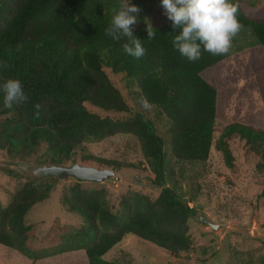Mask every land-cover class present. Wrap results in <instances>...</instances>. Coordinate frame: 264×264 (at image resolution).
<instances>
[{
	"label": "trees",
	"instance_id": "1",
	"mask_svg": "<svg viewBox=\"0 0 264 264\" xmlns=\"http://www.w3.org/2000/svg\"><path fill=\"white\" fill-rule=\"evenodd\" d=\"M230 2L238 6L242 30L249 29L264 50V18L249 16L242 0ZM119 5V0H0L2 170L15 176L11 166L31 168L7 196V205L0 201V245L32 262L83 251L88 264H122L103 256L127 235L172 257L191 252L189 221L195 209L184 199L175 170L166 161V142L171 152L167 158L181 164L207 162L215 145L233 169L229 143L238 138L244 158L255 160L253 180L264 194V131L231 123L215 140L217 90L203 74L227 60L231 51L222 56L202 51L198 61L190 62L173 47L179 30L167 19L153 28L152 39L146 28H131L145 48V55L136 59L124 51L127 37L116 42L105 35ZM112 77L120 80L121 89ZM8 79L20 80L29 98L11 109L5 107L2 91ZM141 97L154 105L150 111L141 107ZM89 106L113 116L94 114ZM156 124L166 132L167 141L157 133ZM118 135L137 140L151 181L161 188L158 197L130 192L119 198L113 211L105 188H83L74 178L61 206L79 217L81 225L72 231L56 226L47 246L35 248L36 229L24 218L35 204L48 199L54 184L34 177L32 170L74 164L115 173L135 169L132 163L85 150L87 143ZM235 254L249 258L246 264H264V255L253 260L251 252Z\"/></svg>",
	"mask_w": 264,
	"mask_h": 264
},
{
	"label": "rangeland",
	"instance_id": "2",
	"mask_svg": "<svg viewBox=\"0 0 264 264\" xmlns=\"http://www.w3.org/2000/svg\"><path fill=\"white\" fill-rule=\"evenodd\" d=\"M128 3L139 9L138 13H130L136 18V23L131 26L133 29L147 28L149 24L157 28L168 19L161 0H128ZM242 7L249 16L264 18V0H242ZM230 51L231 56L227 60L203 74L217 90L215 140L231 123L264 131V50L246 28L233 39ZM112 79L121 89L120 80ZM89 109L99 116H113L92 106ZM157 133L167 141L163 128L158 127ZM229 148L234 158L233 169L226 166L215 145L207 162L201 164L175 162L170 158L168 142L164 145L168 154L166 161L169 159L175 170L184 199L190 200L189 207L195 209L194 217L189 221L191 252L172 257L150 242L127 235L103 259L122 264H246L249 258L235 252H251L253 260L264 255V194L253 180L255 160L244 158L243 142L238 138L230 141ZM85 150L94 156L136 165L135 169H124L103 183H81L83 188H105L113 211L117 209L119 198L127 193L137 192L155 199L161 192V188L151 181L150 170L134 137L118 135L90 142L85 145ZM3 165L5 167V159L0 156V201L6 206L7 196L18 189L19 180L25 177V172L30 173L31 168L13 165L15 176H10L2 170ZM46 182L54 184L48 199L35 204L24 218L25 224L36 229L35 248L47 246L46 239L54 227L72 231L81 225L79 217L67 213L61 206L63 194L76 180L68 178L53 182L48 178ZM0 264L88 263L83 251L32 262L0 245Z\"/></svg>",
	"mask_w": 264,
	"mask_h": 264
},
{
	"label": "clouds",
	"instance_id": "3",
	"mask_svg": "<svg viewBox=\"0 0 264 264\" xmlns=\"http://www.w3.org/2000/svg\"><path fill=\"white\" fill-rule=\"evenodd\" d=\"M161 4L172 22V28L179 30L172 39L173 47L190 62L198 61L202 51L214 56L227 55L233 39L243 27L237 18L238 6L230 0H161ZM114 11L105 35L116 42L127 37L124 51L136 59L141 58L145 55V48L141 40L132 35L131 26L136 23V18L130 15L138 13L139 9L129 5L128 0H120L119 10ZM146 31L148 39L154 38L156 32L150 24ZM4 66L7 67L6 62ZM2 91L4 105L9 109L29 99L18 79L5 81ZM139 103L145 110L150 111L154 107L144 97H141Z\"/></svg>",
	"mask_w": 264,
	"mask_h": 264
},
{
	"label": "water",
	"instance_id": "4",
	"mask_svg": "<svg viewBox=\"0 0 264 264\" xmlns=\"http://www.w3.org/2000/svg\"><path fill=\"white\" fill-rule=\"evenodd\" d=\"M34 177L38 179L56 178L64 181L68 178H75L81 182L103 183L104 181L113 179L115 172L109 169H96L94 167L82 166L74 164L70 167L64 166H42L32 170Z\"/></svg>",
	"mask_w": 264,
	"mask_h": 264
}]
</instances>
